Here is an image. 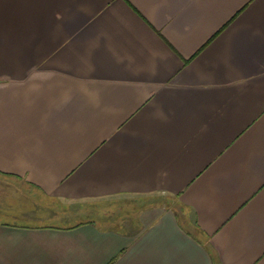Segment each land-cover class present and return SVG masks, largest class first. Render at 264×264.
Segmentation results:
<instances>
[{"label": "crops", "instance_id": "1", "mask_svg": "<svg viewBox=\"0 0 264 264\" xmlns=\"http://www.w3.org/2000/svg\"><path fill=\"white\" fill-rule=\"evenodd\" d=\"M0 264H264V0H0Z\"/></svg>", "mask_w": 264, "mask_h": 264}, {"label": "rangeland", "instance_id": "2", "mask_svg": "<svg viewBox=\"0 0 264 264\" xmlns=\"http://www.w3.org/2000/svg\"><path fill=\"white\" fill-rule=\"evenodd\" d=\"M83 216H75L73 217L72 219H67L66 221H56L55 223H59V224H66L67 222L70 223V222H75V221H78L80 219H82Z\"/></svg>", "mask_w": 264, "mask_h": 264}]
</instances>
